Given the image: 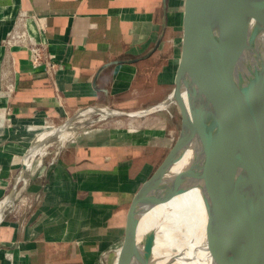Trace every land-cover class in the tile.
Masks as SVG:
<instances>
[{
	"label": "crops",
	"instance_id": "0c3cea01",
	"mask_svg": "<svg viewBox=\"0 0 264 264\" xmlns=\"http://www.w3.org/2000/svg\"><path fill=\"white\" fill-rule=\"evenodd\" d=\"M164 2L166 28L154 53L97 75L104 64L139 57L154 45ZM180 5L181 0H0V264H105L113 253L112 262L137 191L121 223V206L100 208V168L114 158L105 157L98 143L70 139L57 146L49 141L28 157L23 172L22 159L40 134L80 108L128 110L120 107L129 105L126 95L138 82L142 90L147 82L145 89H151L168 56L173 79ZM20 11L45 21L38 38L60 64L53 79L31 68L26 50L4 45Z\"/></svg>",
	"mask_w": 264,
	"mask_h": 264
},
{
	"label": "water",
	"instance_id": "95a60500",
	"mask_svg": "<svg viewBox=\"0 0 264 264\" xmlns=\"http://www.w3.org/2000/svg\"><path fill=\"white\" fill-rule=\"evenodd\" d=\"M165 28L164 2L161 31L154 45L139 57L104 64L97 75L116 64L150 57ZM175 32L172 87L164 99L133 110L78 109L43 132L47 133L43 139L32 142L23 156L21 172L28 157L52 137L66 134L77 116L98 112L141 118L174 107L177 136L132 196L111 264H122L130 246L136 245L132 239L135 206L157 178L162 184L155 206L197 191L200 219L196 216L199 221L191 236L214 264H264V0H181ZM247 60L249 69L243 67ZM8 200L10 196L1 204ZM173 235L166 238L162 257L152 260L156 233L149 231L140 241L142 264H177L183 256L192 261L194 249L181 253L174 242L179 235Z\"/></svg>",
	"mask_w": 264,
	"mask_h": 264
},
{
	"label": "rangeland",
	"instance_id": "374dc122",
	"mask_svg": "<svg viewBox=\"0 0 264 264\" xmlns=\"http://www.w3.org/2000/svg\"><path fill=\"white\" fill-rule=\"evenodd\" d=\"M166 49L165 55L168 56L170 49L168 47ZM168 58V66L161 73L158 70L155 73L152 79L154 86L149 90L145 89L147 82L142 90L138 82V85L126 95V98L131 100L129 105L120 107L128 110L144 108L151 103H156L158 98L170 90L172 71L170 56ZM157 82H163L165 85L158 88L155 85ZM177 125L178 115L174 107L141 118L105 116L98 112H89L85 116H77L71 122L66 134L54 136L50 141L56 142L55 146L65 142L66 139L67 141L71 139L76 144L86 141L98 143L105 157L110 155L114 158L110 165L106 164L104 168H100V208L107 212L121 206L118 210L121 223L128 199L151 175L154 163L159 162L162 154L174 142L177 136ZM48 130L50 129L46 131ZM106 151L109 153L106 154ZM160 187L161 185L157 187L154 185L148 196L157 197ZM155 207L152 200V206L148 207L146 212V215H149L147 219L151 217V208ZM141 224H137L138 229H141ZM114 245L111 247H115ZM112 257L113 253H110L103 262L110 264Z\"/></svg>",
	"mask_w": 264,
	"mask_h": 264
},
{
	"label": "bare ground",
	"instance_id": "6f19581e",
	"mask_svg": "<svg viewBox=\"0 0 264 264\" xmlns=\"http://www.w3.org/2000/svg\"><path fill=\"white\" fill-rule=\"evenodd\" d=\"M251 9H256V6H252ZM250 65L251 64L248 63L247 60L244 61L243 67L245 69H249L251 68ZM46 135L47 133L40 135L42 136L40 140ZM161 184V178L155 179L152 184L142 193L141 197L136 203L132 225V239L133 242L135 241L136 245L133 249H131L130 246L122 264H142L143 260H141V258H145L141 254L140 241L151 230L156 233V242L152 250V260H157V258H160V256L163 255L162 253L165 247L166 238L169 235L174 236L173 234L177 233L179 235V239L176 238L174 242H176V247L181 251V253L185 251V248H187L188 251L194 249L192 254L193 257L191 258L192 261H189L187 256H183L177 260V264H214L204 247L198 244L191 236V232L193 230L192 228L200 219V215H198L200 199L197 204L196 198L198 193L196 190H191L186 194L181 195L180 198L169 201L165 205H156L155 208H151V217L147 219L149 215H146V212L148 211V207L152 206V200H154V203H156V200L160 198V194H158L157 197L152 195L148 196V194L154 185L157 187V185ZM148 197L150 199H148ZM147 200L150 201L148 202ZM194 211L196 212L195 214ZM196 216H198L199 219H196ZM162 220H164L163 223ZM192 220H194V224H192ZM140 223H142V226L141 229H138L137 224Z\"/></svg>",
	"mask_w": 264,
	"mask_h": 264
},
{
	"label": "built area",
	"instance_id": "2783aa9c",
	"mask_svg": "<svg viewBox=\"0 0 264 264\" xmlns=\"http://www.w3.org/2000/svg\"><path fill=\"white\" fill-rule=\"evenodd\" d=\"M45 29L46 24L43 19L31 17L20 11L12 28L4 38V45L7 48L26 50L27 60L31 68H41L48 77L53 79L60 69V64L54 55L48 51L47 43L38 38L45 32ZM36 152H40V149ZM8 259L10 260V258Z\"/></svg>",
	"mask_w": 264,
	"mask_h": 264
},
{
	"label": "trees",
	"instance_id": "16d2710c",
	"mask_svg": "<svg viewBox=\"0 0 264 264\" xmlns=\"http://www.w3.org/2000/svg\"><path fill=\"white\" fill-rule=\"evenodd\" d=\"M165 156V154H162V156H161V158H160V160L159 161H161L162 159H163V157ZM159 163V162H158ZM157 163V164H158ZM157 164H155V166H157Z\"/></svg>",
	"mask_w": 264,
	"mask_h": 264
}]
</instances>
